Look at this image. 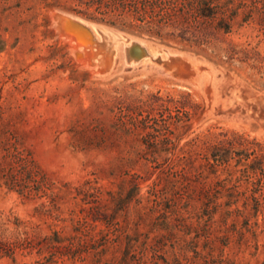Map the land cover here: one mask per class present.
<instances>
[{"label":"rangeland","instance_id":"rangeland-1","mask_svg":"<svg viewBox=\"0 0 264 264\" xmlns=\"http://www.w3.org/2000/svg\"><path fill=\"white\" fill-rule=\"evenodd\" d=\"M206 1L221 28L196 47L0 0V264H264V0ZM57 14L206 69L94 73Z\"/></svg>","mask_w":264,"mask_h":264},{"label":"trees","instance_id":"trees-1","mask_svg":"<svg viewBox=\"0 0 264 264\" xmlns=\"http://www.w3.org/2000/svg\"><path fill=\"white\" fill-rule=\"evenodd\" d=\"M65 1L70 3L72 11L86 18L160 40L185 42L189 46L209 44L216 29L221 28V19H217L212 8L206 7V0ZM194 142L196 139L181 147L184 166H194ZM203 148L214 149L216 144H204Z\"/></svg>","mask_w":264,"mask_h":264},{"label":"bare ground","instance_id":"bare-ground-1","mask_svg":"<svg viewBox=\"0 0 264 264\" xmlns=\"http://www.w3.org/2000/svg\"><path fill=\"white\" fill-rule=\"evenodd\" d=\"M55 18H59L61 19V21L64 22L63 28L60 31L62 36L70 41L72 45V50L76 53L78 57H80V59L86 66H89L94 70V73L95 71H97V73L104 72V70L98 68L96 60H93V56H98V54L102 53L104 51L105 44L108 43L111 45L114 54L120 52L121 55H124V53L129 48H132V46L136 44L137 48L144 52L141 58H146L152 61L155 58H160L161 62L163 63L170 62L174 66L178 65L179 69L177 70V72H179L181 70V67L183 66V72L187 74L189 73L192 79L198 76L199 61H195L196 59L192 60L193 58L178 56L175 53L159 48L153 43L131 41L126 38L122 33H119L118 31L108 27H99L93 23L86 24L80 19H75L60 14L55 15ZM94 49H96V51H94ZM143 64L145 63H142V65ZM187 74L184 75H186V77H190Z\"/></svg>","mask_w":264,"mask_h":264},{"label":"water","instance_id":"water-1","mask_svg":"<svg viewBox=\"0 0 264 264\" xmlns=\"http://www.w3.org/2000/svg\"><path fill=\"white\" fill-rule=\"evenodd\" d=\"M57 20V29L58 31H61V29L63 28V21H61V19H56ZM73 20V19H71ZM123 34V33H122ZM125 35V34H123ZM126 36V35H125ZM126 38L129 39V37L126 36ZM105 48V47H104ZM144 54V52H142L141 50H139L137 48V45L134 44V46H132V48H129L125 53L124 55H122V58H123V61L124 63L126 64H131V63H134V62H137V61H140L142 60L143 58L142 55ZM114 52L112 50V47L111 45L109 46L108 48V52L107 54H105V52L103 51L102 53L98 54V56H93V60L95 61L96 60V64L98 66V68H101L102 70L104 71H107L109 70L112 65H113V62H114ZM158 59V58H156ZM155 60V59H154ZM162 64L164 66H167L169 69H173L172 72L173 73H176L178 75H180V73L177 72V70L179 69V66L178 65H173L171 64L170 62L168 63H163ZM203 69H206L205 67H203L200 63L198 65V72L200 70H203Z\"/></svg>","mask_w":264,"mask_h":264}]
</instances>
